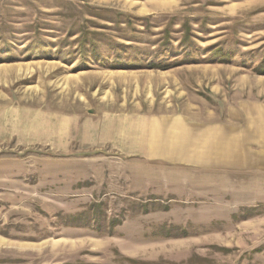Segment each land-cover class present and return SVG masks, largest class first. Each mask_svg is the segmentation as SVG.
Masks as SVG:
<instances>
[{
	"label": "rangeland",
	"instance_id": "374dc122",
	"mask_svg": "<svg viewBox=\"0 0 264 264\" xmlns=\"http://www.w3.org/2000/svg\"><path fill=\"white\" fill-rule=\"evenodd\" d=\"M244 102L264 0H0V264H264V176L111 144L126 117Z\"/></svg>",
	"mask_w": 264,
	"mask_h": 264
},
{
	"label": "crops",
	"instance_id": "0c3cea01",
	"mask_svg": "<svg viewBox=\"0 0 264 264\" xmlns=\"http://www.w3.org/2000/svg\"><path fill=\"white\" fill-rule=\"evenodd\" d=\"M142 163L208 175L264 176V104L244 102L220 116L184 113L126 117L111 142Z\"/></svg>",
	"mask_w": 264,
	"mask_h": 264
},
{
	"label": "trees",
	"instance_id": "16d2710c",
	"mask_svg": "<svg viewBox=\"0 0 264 264\" xmlns=\"http://www.w3.org/2000/svg\"><path fill=\"white\" fill-rule=\"evenodd\" d=\"M148 66L151 67V68H156V69H166V68H168V65L166 63H155V62H152V63H149Z\"/></svg>",
	"mask_w": 264,
	"mask_h": 264
}]
</instances>
